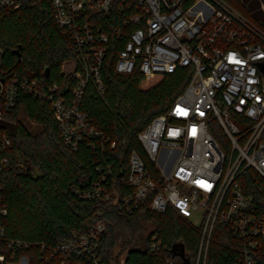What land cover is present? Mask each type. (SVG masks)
I'll return each mask as SVG.
<instances>
[{
  "label": "built area",
  "instance_id": "obj_1",
  "mask_svg": "<svg viewBox=\"0 0 264 264\" xmlns=\"http://www.w3.org/2000/svg\"><path fill=\"white\" fill-rule=\"evenodd\" d=\"M51 3L53 21L72 50L61 71L71 75L75 85L69 94L67 83L66 92L57 82L40 91L36 78L3 70L0 46V120L4 110L14 107L21 86L52 103L67 147L76 150L87 143L99 155L106 146L115 149L117 141L91 122L82 103L89 86L105 94L102 70L109 50H119L117 73L187 71L189 81L171 107L138 134L144 151L132 149L126 168L115 167L100 154L98 178L73 192L85 201L112 200L110 206L98 207L88 229L49 249L46 259L58 256L61 264H84L86 258L101 264L98 246L107 230L105 214L133 215L146 206L157 214L171 208L197 228L194 264H207L215 243L234 253L233 264H262L264 193L258 204L254 195L243 191L241 181L256 174L264 182V72L260 65L264 23L248 18L226 0ZM21 4V0H0V11L16 10ZM70 61L75 63L73 70L65 68ZM10 146V137L0 131V153ZM6 164L7 159L0 158V175ZM118 182L129 192L120 195ZM2 190L0 183V264H30L28 256L18 255L30 243L4 242L8 208ZM197 214L200 226L194 223ZM157 239L155 235L151 241L155 251L161 249ZM167 264H174L173 259Z\"/></svg>",
  "mask_w": 264,
  "mask_h": 264
},
{
  "label": "trees",
  "instance_id": "obj_2",
  "mask_svg": "<svg viewBox=\"0 0 264 264\" xmlns=\"http://www.w3.org/2000/svg\"><path fill=\"white\" fill-rule=\"evenodd\" d=\"M21 1L20 8L16 10L0 11L3 70L36 78L38 89L44 92L55 82L66 92L67 83L69 94L75 80L71 75L62 74L61 70L64 62L71 59L72 50L66 36L53 21L51 0ZM226 1L248 18L264 17L259 0H245L248 6L244 0ZM18 48L21 60L15 52ZM118 52L117 48L109 50L104 62L105 94H97L89 86L82 103L91 122L110 140L117 141L115 149L106 146L104 152L99 151L97 155L87 143H81L76 150L67 147L61 138L52 103L36 93L23 90L21 86L14 107L3 111L0 131L11 139V146L0 153V158L7 159L0 175L2 201L8 208L3 219L6 228L4 242L30 243V246L18 250V255L29 257L30 264H61L58 256L46 259L49 249L72 239L74 233L86 231L97 208L110 206L112 202L103 199L85 201L73 189L87 188L98 178L96 162L101 158L100 154L106 162H114L115 167L126 168L132 149L144 151L138 134L155 116L171 107L189 81L187 71L174 74H144L139 70L132 74L117 73L115 62ZM47 67L50 69L48 76L45 72ZM24 117L41 128L33 132ZM253 178H244L241 185L247 195H254L256 202L261 204L264 182L256 174ZM255 186L261 190L254 191ZM116 188L120 195L129 192V188L120 182ZM105 220L107 230L98 246L101 264H114L116 261L121 264H167L168 259H173L174 264H187L170 252L178 241L185 244L191 264L195 263L199 242L197 228L171 208L161 214L150 211L146 206L133 215L107 212ZM143 221L153 224L147 235ZM155 235L161 242L159 251L151 249ZM42 245L46 247L42 248ZM2 248L5 250L3 244ZM6 253L8 257L9 253ZM233 258V252L215 243L207 264H233ZM261 259L264 264V255ZM83 263L93 264L86 258H83Z\"/></svg>",
  "mask_w": 264,
  "mask_h": 264
},
{
  "label": "rangeland",
  "instance_id": "obj_3",
  "mask_svg": "<svg viewBox=\"0 0 264 264\" xmlns=\"http://www.w3.org/2000/svg\"><path fill=\"white\" fill-rule=\"evenodd\" d=\"M244 3H245L246 6H248L245 0H244ZM258 3L262 6L264 4V0H259ZM249 18H251L252 20L256 21V19L253 18V17H249ZM65 68L68 69V70H70V69L73 70L75 68V63L73 61L67 62V63H65ZM25 120H26V124L28 125V127L30 128V130H32L33 132H36V131H38L41 128V126L39 124H37V123H35L33 121H30V120H28L26 118H25ZM10 129L12 130L13 129V126L10 127ZM199 220H200V215L197 214L194 217V223L197 226H200V221ZM143 225H144V232H145V234L146 235L149 234V232L153 229V224L147 223V222H144L143 221ZM114 264H121V262L116 261V262H114Z\"/></svg>",
  "mask_w": 264,
  "mask_h": 264
},
{
  "label": "water",
  "instance_id": "obj_4",
  "mask_svg": "<svg viewBox=\"0 0 264 264\" xmlns=\"http://www.w3.org/2000/svg\"><path fill=\"white\" fill-rule=\"evenodd\" d=\"M17 53V55L19 56V60H21V52H20V48L16 49L15 51ZM261 69L264 72V62H262L261 64ZM49 68L47 67L45 72L46 75H49ZM170 252L172 254L173 257L179 256L181 257L187 264H191V260L190 257L186 254V250H185V244L182 241H178L176 243L173 244V246L170 249Z\"/></svg>",
  "mask_w": 264,
  "mask_h": 264
},
{
  "label": "crops",
  "instance_id": "obj_5",
  "mask_svg": "<svg viewBox=\"0 0 264 264\" xmlns=\"http://www.w3.org/2000/svg\"><path fill=\"white\" fill-rule=\"evenodd\" d=\"M246 3H247V1H246ZM248 5H249V3H247ZM264 4L261 6V8H262V10H263V12H264ZM251 14H254V12L253 11H251ZM255 19H256V21H260V22H263L264 23V17L262 18V17H260V18H256L255 17Z\"/></svg>",
  "mask_w": 264,
  "mask_h": 264
}]
</instances>
